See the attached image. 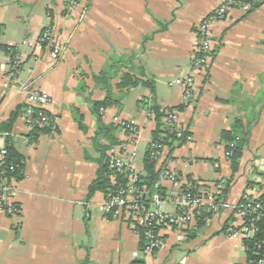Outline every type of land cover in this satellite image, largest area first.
<instances>
[{
  "label": "crops",
  "instance_id": "crops-1",
  "mask_svg": "<svg viewBox=\"0 0 264 264\" xmlns=\"http://www.w3.org/2000/svg\"><path fill=\"white\" fill-rule=\"evenodd\" d=\"M221 1L228 0H87L74 14L67 0H0V124L26 105L30 87L52 97L48 111L55 123L37 140L30 139L21 116L13 124L25 170L16 198L20 211L0 212V264H245L242 239L221 231L225 213L190 239L181 226L164 227V246L145 255L133 225L98 208L104 193L88 196L100 170L96 143L107 142L97 139L91 108L92 101L107 95L95 75L113 58L125 57H133L131 73L152 82L155 91L143 85L126 91L120 108L105 110L106 124L134 120L148 140L154 123L146 103L182 105L181 80L191 74L196 91L180 118L193 140L166 155L168 166L212 185L232 178L231 203L249 181L264 183V3L250 11L231 8L212 27L209 63L200 72L190 70L196 29ZM49 26L64 40L56 62L48 49H35ZM6 47H15L21 61L17 69ZM119 82L120 76L111 81L116 96ZM236 119L243 125L237 137L247 130L249 136L233 176L220 136ZM5 143L6 135L0 134V153ZM145 148L142 140L136 159L140 172ZM165 209L174 207L167 202Z\"/></svg>",
  "mask_w": 264,
  "mask_h": 264
},
{
  "label": "trees",
  "instance_id": "trees-1",
  "mask_svg": "<svg viewBox=\"0 0 264 264\" xmlns=\"http://www.w3.org/2000/svg\"><path fill=\"white\" fill-rule=\"evenodd\" d=\"M68 7L72 4L73 0H67ZM78 7L81 5L83 1L87 0H75ZM229 1V0H228ZM239 5V7H243L245 5H249L250 7L246 11L253 10L261 6L264 3V0H234ZM70 11V10H69ZM50 27V26H49ZM52 27V26H51ZM48 27H45L40 36L42 37ZM197 38L199 34V28L196 29ZM42 47L44 50L48 49L50 51L51 47H49V42H42ZM6 52L11 56L13 61H15V57L17 56V52L15 47H6ZM215 51V50H214ZM133 57H125V58H113L111 63L105 65V67L95 75V81L97 84H101L102 88L106 90V96L102 100L92 101L91 108L93 114L97 117L98 120V132L97 139L104 138L107 140L106 143L97 141V147L101 151V159H100V170L99 176L96 180H94L90 187L88 196L90 197L96 191H101L104 193V199L109 195L115 193V191L125 188L129 183V171L122 169L119 170L117 168H112L110 166V161L113 157H116V153H112L113 149H116L125 144V141L117 136V131L119 126L116 123L106 124L103 120L104 112L109 107H121L120 101L122 95L134 88L138 85H143L148 87L153 93L154 84L147 80H142V78H138L134 74L131 73V65H132ZM15 63L12 62V66ZM123 68H128L129 71L121 72ZM120 76V82L117 84V88L120 91V96H116L113 94V88L111 85V81ZM148 110L153 113V123L154 128L151 132L150 143L148 147L145 148V154L143 157V171L139 173V181L137 185L141 190H143L144 197L141 199V202L144 203L147 207L151 204V198L155 193L160 194L165 200L172 203L173 200L177 196H181L183 194H191V195H201L204 189L214 188L215 192L213 196L215 198V203L222 205L226 201H229L228 195L230 191V186L232 183V178H223L219 181H216L213 185L209 183H203L198 180L193 179L191 176H185L175 170H172L167 164L166 155L171 154L175 149L186 146L192 141L188 140V136H193L191 131L182 123L181 127V136H178V131L176 130V126H169L166 122L168 118L167 111L168 110H177L181 113V110L187 106L186 103L178 107H166L162 108L158 104L153 102H147ZM26 105L23 108H18L15 110L10 117L3 123L0 124V134L6 135V143L1 152L4 156V164L2 166L0 172V180L1 178H5L8 180L14 179L17 182H20L24 178V170H25V159L23 156L17 151L15 147V140L12 136L11 132L13 129V124L18 116L24 112ZM49 115H51L49 113ZM53 118V117H52ZM83 128V125L80 124ZM242 122L239 119H236L233 127L229 130H223L221 132V143L225 145L226 157L231 163V170L233 176L239 171L240 168V160L243 156L248 136L249 130H247L241 138L237 136V129L241 128ZM52 130L50 127L41 128L36 127L32 131H30V139L37 140L39 134L45 133ZM129 132V131H128ZM152 145H164L167 148V151L164 156V160L162 164H158L156 160L152 159V153L155 151V148ZM164 170H169L176 174L178 178L184 181L181 186L174 190V188H169L165 185V183L157 185L160 180V174ZM252 188H259L262 193L259 198L254 200V202L250 201L244 197V194L247 190ZM176 196V197H175ZM103 199V200H104ZM248 203H251L250 209L247 214L244 215L243 219L246 224L254 225L256 231L253 236H247L242 238L243 248L245 250L246 262L248 264H257L258 261L264 258V183L249 181L247 184V188L243 193L242 197L238 202V207L240 208H248ZM262 204L258 208V213H253L252 209L255 208V204ZM186 211V208H182L180 206L176 207V213L182 214ZM235 210L233 212H226L224 207H219V210L208 211L207 206H201L194 210V220L188 222L187 224H173L170 227L184 228L182 232H184V237L190 239L195 237L197 230H200L204 227H207L215 217L218 215L226 214V218L223 221L222 232L228 236H232L233 231L237 230L234 228V224L237 222V217L235 216ZM108 216H114L113 211L107 214ZM210 220V222L207 221ZM134 230L138 233L140 237V250L144 251L145 249V232L146 230L140 226L133 225ZM166 226H158L155 228L156 232H160ZM163 239V246L165 244L164 236H161ZM159 249L154 250L153 253H156Z\"/></svg>",
  "mask_w": 264,
  "mask_h": 264
},
{
  "label": "built area",
  "instance_id": "built-area-1",
  "mask_svg": "<svg viewBox=\"0 0 264 264\" xmlns=\"http://www.w3.org/2000/svg\"><path fill=\"white\" fill-rule=\"evenodd\" d=\"M76 1L73 0L69 7V10L76 7ZM239 7V5L234 0L223 1L218 8L209 13L199 24V34L196 44V52L192 58L190 70L191 72H200L204 66L209 63L212 54V38L211 30L212 27L218 22L223 21L231 8ZM250 6L245 5L243 8L247 10ZM49 42L50 59L52 62H56L64 51V40L54 33L53 27H48L41 37L40 34L35 42V49L42 52L44 49L42 47V42ZM10 62L15 64L12 66L17 69L20 65V59L17 55L15 61L10 59ZM181 83L184 87V100L186 104L193 99L196 91V84L194 77L189 74L186 75ZM26 108L21 114V118L26 123L29 131H32L36 127L46 128L50 127L54 129L55 123L51 115H49L48 108L52 103V97L46 92L42 91L38 87H30L26 91ZM151 120H153L152 111L148 110ZM168 118L166 122L169 126H176L178 131V136H181L182 122L180 118V113L177 110H168ZM116 124L119 126L117 131V136L125 141V144L113 149L111 152L116 153V157H113L110 161V166L112 168H117L119 170L125 169L129 171V183L125 188H121L115 193L109 195L107 198L102 200L98 208L108 214L113 211L114 217L122 218L129 221L132 225H137L146 230L145 232V249L143 253L145 255L153 254L154 250L163 247V239L160 232H156L155 228L158 226L169 227L173 224H187L194 220V210L206 205L208 211L219 210V207H224L226 212L235 211V216L237 217V222L234 224V228L237 230L233 231L232 236L240 237L241 239L247 236H253L256 228L251 222L246 224L243 217L248 213L251 203H248V208L238 207V202L231 203L226 201L222 205L215 203V198L213 193L214 188L204 189L201 195H191L183 194L181 196H175L171 205H173L174 210H166L165 204L168 202L160 194L155 193L151 198V204L147 207L141 202L144 197V191L138 187L137 182L139 181V173L136 166V159L138 157V145L142 140L146 141V147L150 143V138L148 140L144 139L143 131L137 124L132 120H118ZM129 131V132H128ZM188 140L192 141L193 136H188ZM155 151L152 153V159L160 165L164 160L165 153L167 151L164 145H152ZM4 164L3 153H0V172ZM182 181L176 176L175 173L164 170L160 174V180L157 185L163 183H169L174 190H177ZM18 184L14 179L8 180L1 178L0 180V212L17 214L20 211V207L17 204L16 198L18 195ZM262 191L259 188H252L246 191L244 197L254 200L258 199ZM242 197V196H241ZM262 204L256 203L255 208L252 209L253 213H258V208ZM180 206L186 208V211L182 214L176 213V207ZM251 211V209H250ZM210 222L209 219H207ZM248 264V263H245ZM257 264H264V258L260 259Z\"/></svg>",
  "mask_w": 264,
  "mask_h": 264
},
{
  "label": "rangeland",
  "instance_id": "rangeland-1",
  "mask_svg": "<svg viewBox=\"0 0 264 264\" xmlns=\"http://www.w3.org/2000/svg\"><path fill=\"white\" fill-rule=\"evenodd\" d=\"M83 2H84V1H83ZM83 2L81 3V5L83 4ZM222 2H223V1H221V2L219 3V5H220ZM81 5H80V6H81ZM219 5H218V6H219ZM80 6H78V7H74V8H72V10H70V11H71L72 13L76 14V12H77L76 9L79 8ZM218 6H217L216 8H218ZM216 8H215V9H216ZM205 17H206V16H205ZM205 17H204V18H205ZM77 18H78V20H84L85 17H84V15L77 14ZM204 18H203V19H204ZM55 34H56V33H55ZM57 35H58V33H57ZM28 44H30V43H28ZM187 75H188V74H187ZM193 98H194V97H193ZM133 122H134L135 124H137L134 120H133Z\"/></svg>",
  "mask_w": 264,
  "mask_h": 264
}]
</instances>
